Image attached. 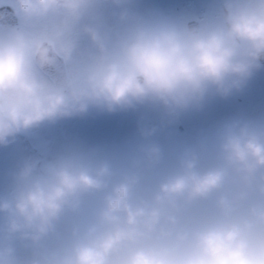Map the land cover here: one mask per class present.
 I'll list each match as a JSON object with an SVG mask.
<instances>
[{
  "label": "clouds",
  "instance_id": "1",
  "mask_svg": "<svg viewBox=\"0 0 264 264\" xmlns=\"http://www.w3.org/2000/svg\"><path fill=\"white\" fill-rule=\"evenodd\" d=\"M0 264H264V0H0Z\"/></svg>",
  "mask_w": 264,
  "mask_h": 264
}]
</instances>
